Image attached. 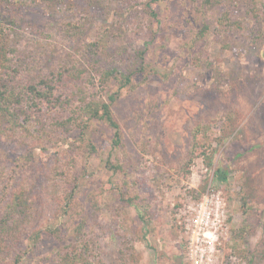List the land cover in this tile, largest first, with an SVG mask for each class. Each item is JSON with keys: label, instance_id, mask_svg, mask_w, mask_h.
Instances as JSON below:
<instances>
[{"label": "rangeland", "instance_id": "1", "mask_svg": "<svg viewBox=\"0 0 264 264\" xmlns=\"http://www.w3.org/2000/svg\"><path fill=\"white\" fill-rule=\"evenodd\" d=\"M147 1L0 0L5 65L71 102L0 124V216L26 205L0 264H56L80 224L77 264H264V0ZM106 94L118 145L82 108Z\"/></svg>", "mask_w": 264, "mask_h": 264}, {"label": "trees", "instance_id": "2", "mask_svg": "<svg viewBox=\"0 0 264 264\" xmlns=\"http://www.w3.org/2000/svg\"><path fill=\"white\" fill-rule=\"evenodd\" d=\"M156 0L147 1L146 5L149 6L151 2ZM206 4H213V0H203ZM151 14L155 17V13L151 10ZM14 23L15 21L10 19L9 15L0 13V36L4 35L5 29L3 23ZM207 29V25H204L200 30V34L203 35L204 30ZM3 38V37H2ZM93 45V44H92ZM90 44V51L92 50ZM11 52H15V49L8 48L4 44L0 45V124L3 121H7L10 125L20 124L19 115L23 114L22 122L24 121H40L44 118L45 113L52 112V109H62L63 106L67 107L71 104L70 100L67 101L66 97L55 96L56 91L60 85L64 84L63 73H50L49 77L39 79L37 82H23L21 81V73L17 69L19 62H15L17 65H5L9 63ZM95 51H93L94 53ZM3 62V64L1 63ZM81 72H78L80 75ZM110 76L116 79L118 84L123 86H131V75L124 74L118 69L112 67L102 73L104 80H107ZM105 94V92H103ZM115 94H106V99H93L82 105L84 113H88L90 117H97L105 121L108 126L113 130L112 142L114 145H118L121 141L120 127L114 119L110 103L115 99ZM33 107L37 112H42L41 115L33 112ZM51 109V110H49ZM80 115V113H79ZM50 116V114H49ZM48 116V117H49ZM70 119L77 118L78 115H73ZM51 117V116H50ZM24 120V121H23ZM57 120L49 122L50 126L58 125ZM22 126V125H19ZM2 130L0 129V132ZM214 176L219 181H225L227 171L218 168L214 171ZM25 203L20 199L19 192H13L12 197L5 208V211L0 216V253L8 252L11 249L12 241L7 245V238L11 237L14 231V227L22 220L24 211L26 210ZM20 214L22 217H20ZM20 217V218H19ZM17 222H16V220ZM83 225H79L76 230V235L66 245L62 246L56 253V264H77L87 258L92 252L88 245L90 240L87 233H84ZM39 238V233L36 232L31 239L35 242ZM20 255L15 254L14 262L18 263Z\"/></svg>", "mask_w": 264, "mask_h": 264}, {"label": "built area", "instance_id": "3", "mask_svg": "<svg viewBox=\"0 0 264 264\" xmlns=\"http://www.w3.org/2000/svg\"><path fill=\"white\" fill-rule=\"evenodd\" d=\"M216 215H217V214H215L214 216H216ZM202 218H203V217H202ZM208 218H209V217L206 216V218H205L204 220L201 219L202 221H200V223H203V225H208ZM204 236L207 237V238L209 237L207 234H206V235L204 234ZM216 239H217V238H216ZM195 264H200V263H197V262L195 261Z\"/></svg>", "mask_w": 264, "mask_h": 264}]
</instances>
